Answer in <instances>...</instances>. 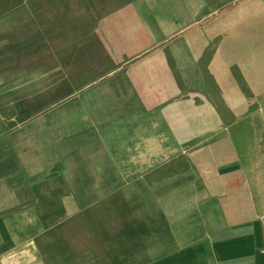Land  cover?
<instances>
[{"label":"crops","instance_id":"crops-1","mask_svg":"<svg viewBox=\"0 0 264 264\" xmlns=\"http://www.w3.org/2000/svg\"><path fill=\"white\" fill-rule=\"evenodd\" d=\"M62 191L149 192L86 264H264V0H0V264Z\"/></svg>","mask_w":264,"mask_h":264},{"label":"rangeland","instance_id":"rangeland-1","mask_svg":"<svg viewBox=\"0 0 264 264\" xmlns=\"http://www.w3.org/2000/svg\"><path fill=\"white\" fill-rule=\"evenodd\" d=\"M223 111L226 113L225 109ZM125 178L126 183H133L132 177L126 176ZM97 179L98 177H93V180ZM122 182L120 181L118 184ZM123 194L131 195L132 198L136 195V199L142 200L144 207L146 206L145 202L149 200V192H48L45 193L46 197L41 202L50 205V207H38L34 203L36 198H32L28 208L23 209V206H16L14 212L22 214V211L28 210L31 218L39 217L41 219L40 222L26 225L28 232L36 235L35 238L39 233L40 241L36 240L37 244L40 242L46 248L54 247L56 244L63 249H69L70 246L74 247L75 245L78 249L77 256H72V258H75L78 264H86L87 247L88 249L94 248L95 254H97L105 244L107 245V242L117 237L119 231L123 232L126 228L134 227L132 223L129 225L123 222L119 223V221H124L123 217L127 210L118 208L119 195ZM72 198H76L74 202ZM136 210L140 211L138 207ZM57 216L62 217L60 222ZM143 216V214L140 216L138 224L140 231L146 226L142 222L145 220ZM18 226L21 231L22 225ZM101 260V255H94V264H101Z\"/></svg>","mask_w":264,"mask_h":264}]
</instances>
